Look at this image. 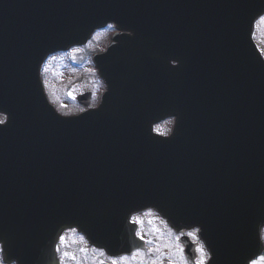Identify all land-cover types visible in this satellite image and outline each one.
Masks as SVG:
<instances>
[{"label":"water","instance_id":"obj_1","mask_svg":"<svg viewBox=\"0 0 264 264\" xmlns=\"http://www.w3.org/2000/svg\"><path fill=\"white\" fill-rule=\"evenodd\" d=\"M263 14L264 0H0L4 260L54 264L55 244L72 228L123 252L129 216L146 210L176 231L198 227L208 264L260 256L264 62L251 37ZM109 23L128 33L114 39L151 46L152 58L98 56L107 86L100 106L57 115L42 63ZM155 71L166 72L157 87ZM78 100L87 105L88 96ZM168 117L172 136H155L153 125Z\"/></svg>","mask_w":264,"mask_h":264},{"label":"flooded vegetation","instance_id":"obj_2","mask_svg":"<svg viewBox=\"0 0 264 264\" xmlns=\"http://www.w3.org/2000/svg\"><path fill=\"white\" fill-rule=\"evenodd\" d=\"M107 35L104 37L93 38L85 47L73 49L72 53H80L86 51L87 57L84 64L89 69V77H93L94 83L85 92L90 93V108L98 107L101 97L105 91L104 84L96 77V71L93 65V57L97 54L104 53L109 49L112 43V35L115 33L113 27L105 29ZM254 41L264 59V21L261 19L255 23V31L253 34ZM142 42V41H141ZM147 42V41H143ZM132 49L127 46L118 49L125 58H133L136 54L138 57H152L147 50L140 49L135 54ZM83 53V52H82ZM173 66V64H171ZM163 83L162 79H156V87ZM167 102V101H166ZM157 106V102L153 104ZM174 119H166L154 126V133L162 137H168L173 131ZM129 225L127 232L132 235L130 246L144 245V249L135 247L128 254L109 255L106 252L96 249L89 244L86 238L79 234L76 230L65 232L58 244L56 245V263L55 264H195L199 258L198 251L201 243L197 238H189L187 233L189 230L175 233L168 224L153 212L134 214L129 216ZM135 218L139 222L133 224L131 219ZM192 231V230H190ZM180 239H177V236ZM185 241L195 252L194 260L188 261L185 256ZM59 249L57 251L56 249ZM0 264H6L1 259ZM9 264H16L15 262Z\"/></svg>","mask_w":264,"mask_h":264},{"label":"rangeland","instance_id":"obj_3","mask_svg":"<svg viewBox=\"0 0 264 264\" xmlns=\"http://www.w3.org/2000/svg\"><path fill=\"white\" fill-rule=\"evenodd\" d=\"M82 52H75V56L72 54L57 55L46 66L47 77L45 76L46 71H44L46 95L60 115L81 112L83 109L76 105L75 97L86 91L95 82L93 77H87L89 74L87 65L80 69L81 73L75 74L74 72L73 60L74 63H79L87 57L86 51ZM0 120H4V117L0 116ZM262 237L264 241V232ZM252 264H264V256Z\"/></svg>","mask_w":264,"mask_h":264},{"label":"snow or ice","instance_id":"obj_4","mask_svg":"<svg viewBox=\"0 0 264 264\" xmlns=\"http://www.w3.org/2000/svg\"><path fill=\"white\" fill-rule=\"evenodd\" d=\"M260 19L262 21H264V16L260 17ZM109 27H114V25H109ZM4 123H5L4 120H0V124H4ZM130 222L133 223V224H136L139 221L136 220L135 218H133V219L130 220ZM192 228H193V230L192 231H189L187 233V236L189 238H193L194 239V238H197V234L200 231V229L198 227H195V226H192ZM177 239H180V236L179 235L177 236ZM56 250L59 251L58 248ZM198 251L200 253V256L196 260L195 264H208L207 257L209 256V253H208V251H205V246L203 244L200 245Z\"/></svg>","mask_w":264,"mask_h":264}]
</instances>
